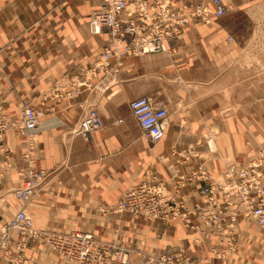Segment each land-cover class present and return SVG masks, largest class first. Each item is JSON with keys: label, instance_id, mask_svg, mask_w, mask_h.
<instances>
[{"label": "crops", "instance_id": "0c3cea01", "mask_svg": "<svg viewBox=\"0 0 264 264\" xmlns=\"http://www.w3.org/2000/svg\"><path fill=\"white\" fill-rule=\"evenodd\" d=\"M223 1L230 5L227 16L210 24L191 25L181 41L167 43L166 52L126 59L107 92L83 88L75 93L73 89L71 96L50 100L53 86L52 93L56 86H67L71 77L79 79L82 70L93 67L108 44L106 33L95 36L89 31L95 5L77 0H0V101L15 103L16 112L23 103L43 111L34 135L41 133L37 146L44 156L39 166H59L48 178L44 192L38 193L27 209L37 227L88 231L102 235V241L119 242L133 229L141 230V225L132 223L129 214H114L117 212L112 208L148 170L159 174L172 194L177 181L194 172L195 177L182 190L186 200L194 204L202 199L201 176L216 179L226 167L240 165L245 158L248 161L264 145V51L243 46L239 36L249 23H264V0ZM139 97H149L169 113L166 136L158 143L145 137L132 115L129 104ZM256 103H261L260 109L254 108ZM93 107L104 126L87 140L74 130L83 113ZM257 118L258 135L254 129ZM67 130L72 136L65 141ZM245 138L255 140V151L242 147ZM23 140L10 132L4 141L11 158L0 188L8 189L9 174L21 168L16 167V159L24 151ZM208 150L214 154L206 157ZM226 160L235 161L216 174L208 171L210 166L225 165ZM20 209L12 200L0 202V224ZM158 220L166 222H150ZM176 224L192 230L181 222L170 226ZM237 225L240 238L235 239L236 254L238 246L242 256L255 243L259 255L246 256L242 264H264V230L244 217ZM216 228L219 225L208 230L215 232ZM187 238L191 240L189 235ZM195 252L203 264L208 254ZM241 256L237 254L232 261L241 264L239 259L245 255ZM31 257L35 264H70L46 246L38 245Z\"/></svg>", "mask_w": 264, "mask_h": 264}, {"label": "built area", "instance_id": "2783aa9c", "mask_svg": "<svg viewBox=\"0 0 264 264\" xmlns=\"http://www.w3.org/2000/svg\"><path fill=\"white\" fill-rule=\"evenodd\" d=\"M98 2L90 16V32L93 35H108V44L103 48L101 59L89 69H83L80 78L72 85L74 92L96 83L94 90L107 92L115 82L117 66L125 57H142L167 51V43L181 41L191 25L212 23L216 18L226 16L230 9L223 0H85ZM212 4V5H211ZM212 17V20L210 19ZM120 65V63H119ZM49 99H61L65 91L58 87ZM73 93V92H72ZM132 115L140 125L145 137L151 143L164 139L169 125V113L159 108L149 97H139L129 104ZM20 119L10 121L0 115V150L5 151L0 159V180L7 175L4 169L10 166L11 153L5 150L4 139L8 132L25 137L23 155L26 169L22 170L26 180L23 185L8 192L16 198L22 208L8 220L2 221L0 228V262L4 264H33L26 256L27 250H35L40 245L58 252L70 264H199L196 257L186 249H174L168 253L152 254L138 251L117 243L102 241L96 235L84 231L59 232L44 230L36 226L25 207L33 197L42 192L48 184L49 175L38 169L32 158V140L40 125L41 116L29 105H25ZM80 130L75 135L84 138L104 126V121L96 108L89 109L80 118ZM264 151L248 166L234 170L230 167L223 176L225 188L220 179L201 176L205 183L201 186V201L188 206L179 195L167 193V185L146 175L113 206L117 211L126 210L132 216H149L152 219H168L176 216L186 222L192 230L202 232L205 237L212 234L210 227L228 223L231 228L237 221L236 208L239 203L250 210L256 223L264 227ZM240 185L243 190H237ZM184 184L176 187L182 188ZM234 193V194H233ZM213 207V208H211ZM199 212L200 222L194 223L192 214ZM248 218V217H246ZM219 223V224H217ZM139 257V259H133ZM139 260V261H137ZM197 262V263H196ZM207 264H211L208 263Z\"/></svg>", "mask_w": 264, "mask_h": 264}, {"label": "rangeland", "instance_id": "374dc122", "mask_svg": "<svg viewBox=\"0 0 264 264\" xmlns=\"http://www.w3.org/2000/svg\"><path fill=\"white\" fill-rule=\"evenodd\" d=\"M70 1L72 2L74 0H65V2H70ZM77 1H85V0H77ZM194 1L198 2L196 0H194ZM97 6H98L97 4L95 6H93L92 10L97 8ZM228 6L230 7V5H228ZM259 13H260V11L257 14L259 15ZM258 21L259 22H255V23L251 22V23H249L247 25V28L244 27L243 33H240L239 36L242 38L243 42L241 44L243 46H246V45L249 44V45H253V46L262 48V51H264V32H263L264 23L260 22V20H258ZM203 24H210V23H203ZM252 36H253V38H252ZM229 40H232V38H229ZM53 87L50 89L49 94L52 93ZM28 104L29 103L21 104L22 106L20 107V112H16V109L15 110L13 109L15 107V103H11L10 101H6V100L0 101V115L5 116V117L7 116L10 121H14V120L20 118L22 110H23V107L25 105H28ZM254 108L255 109H257V108L260 109L261 108V103H256ZM254 120H255L254 129H255V132H257V135H258V133L260 132L259 126L256 123V120H258V118L254 119ZM262 131L264 133V129H262ZM40 134L41 133L39 132L34 137V140H35L34 142L35 143H34V146H33L34 150L32 151L33 152L32 155H33V157H34V159H35V161L37 163V165H36L37 168L41 169V170H45L48 173L49 179H50L51 175H53L55 173V171H56L55 169L58 168L59 166L56 167V168H53V169L42 168V167L39 166V161L44 156V155H41V151H40L41 148H39L40 146H37V138L39 139V137L41 136ZM63 135H64V138H65V141H66L67 139L70 138V136H72L71 135V130H67ZM24 141L25 140H23L21 143H22L23 149L25 150L26 146H25V142ZM254 141H255L254 139L251 140L249 138H245V141L242 144V147H244L245 150H246V148H248L249 150H254L255 151V149H254V147H255ZM262 144H264V140H263ZM239 152L240 151H238V153H237L238 154L237 157H239V156L241 157V153L239 154ZM213 154H214V152H211L210 150H208L206 157H209L210 155H213ZM244 155L247 156V154H244ZM16 161H18L16 167H22L26 163L24 161L23 155L22 156L18 155ZM234 161L235 160H232L231 162L230 161L228 162L226 160V164L225 165H222L220 167L210 166L207 169L212 174H216L215 172H217L219 170H222L227 164H232ZM246 162L247 161H246V158H245V161L242 164H240V165L236 164V165H232V166L240 167V166H243ZM16 172L20 173L19 170H14L13 173L9 174V176H8V180L11 183V186L10 187L8 186V189L0 188V202L1 203L9 202L10 200H12L13 202L20 204L21 208H22V204L16 198H14L11 195L10 192H8L10 190V188L12 189L13 187H16V186H18L20 184V179L22 177L20 175H18ZM193 173H191L190 176H192ZM198 183H199V186H200L199 188H201V186H203L205 184L203 182V180H200V182H198ZM45 186L46 185H44L43 188ZM43 190L44 189H42V191ZM7 195L9 196V198H7ZM32 202L26 207V210L32 204ZM111 212H112V210H111ZM27 214H28V212H27ZM114 214H118V213H114ZM28 216L34 220V217H32L29 214H28ZM144 218H140V217H138V218H135V217L130 218L132 220V223H139L141 225V227H140L141 230L133 229L132 231H130V234H129V232L126 233L129 236L125 237L122 240H119V242L116 241L115 239H113L111 241L110 240L109 241L105 240V241H108V242H111V243L123 244V245H126L127 247H131L133 249H137L138 251L148 252V253H152V254L168 253V252L173 251L174 249H186V250H188L191 253L192 256L196 257V261H198L197 257H200V255H198L199 253L195 252V250L196 249L199 250V251L203 250V251L206 252L205 254H208L205 257H206V259L209 260V263H211V264H237V263H234L232 261V258L237 256V254L239 255V257L241 256L240 246H238L239 250L237 251V254H236V250H235L236 248L235 247L233 248V246L237 244L236 241L238 240V238H240L239 232H238V225L236 227H234V228H231L228 223H223L221 226L219 225V228L215 229L217 231H215V232L212 231V234H210L209 237L203 236L204 239L200 240V241L203 242L202 245L198 244L196 246V244H195L196 236L199 237L201 235L200 233H196L194 230H187L181 224H176L175 226L172 227V226H170V222L168 223L167 220H166L165 223L162 222V221H159V220L155 223V222H150L152 220L147 221L148 219L146 220V218L145 219ZM0 219H2V218H0ZM192 221H194V220H192ZM196 222H200L201 223V221L199 219L194 221V223H196ZM159 224L163 225L164 228H158L160 226ZM252 226L255 227V225H252ZM0 228H1V224H0ZM70 231H73V230H70ZM70 231H63V232H70ZM99 235L100 234L96 233V236L98 238L102 239V237H101L102 235H100V236ZM186 235L187 236L189 235L191 237L190 241H188V238H187ZM262 235H264V233ZM235 239H236V241H235ZM255 239L256 238L254 237V240ZM102 240H104V239H102ZM241 240L242 239H240V241ZM122 241H125V242H122ZM232 241H234V243ZM255 245L256 244L254 243V248L251 247V246H249L248 249L246 248V251L243 253V255H245V256L243 258H240L242 260L239 259V263L242 264V262L245 260V258H247L246 256L249 257V256H252V254L253 255L255 254V255L259 256L258 254L255 253V251H256ZM42 248H44V247H42ZM214 250L217 251V252H215ZM234 251H235V253H234ZM32 253H34V250H32V249L27 250L26 256L28 258L32 259V257H31ZM33 264H35L34 261H33Z\"/></svg>", "mask_w": 264, "mask_h": 264}, {"label": "bare ground", "instance_id": "6f19581e", "mask_svg": "<svg viewBox=\"0 0 264 264\" xmlns=\"http://www.w3.org/2000/svg\"><path fill=\"white\" fill-rule=\"evenodd\" d=\"M206 3H209L210 4V1L209 2H206ZM212 5V4H211ZM92 13H93V11H92ZM91 13V14H92ZM91 16V15H90ZM210 19L212 20V17H210ZM216 19H219V18H216ZM215 20V19H214ZM213 20V21H214ZM89 22H90V17H89V21H88V28H89V31H90V27H89ZM91 33V32H90ZM92 34V33H91ZM93 35V34H92ZM95 36H97V35H95ZM103 51L104 50H102V52L100 53V55L98 56V58H97V60H96V63L101 59V56H102V54H103ZM128 58H132V57H125L124 59H121L119 62H116L115 61V59H113L112 61H111V64H115L116 66H117V71L116 72H114L115 73V75H114V77H117V74L119 73V71H120V69H121V67L123 66V64H124V62H125V60L126 59H128ZM95 63V64H96ZM119 63H120V65H119ZM77 81V80H76ZM76 81H73V77H71L70 79H68V82H67V86H69L70 87V90L68 91V89H67V86H62V87H60V86H56L55 88H54V91H53V93H56V91H55V89L56 88H58V87H60V88H62L66 93V95H73V87L74 86H72ZM74 82V83H73ZM115 82H116V78H115ZM115 82L109 87V88H111L114 84H115ZM95 85H96V83H93L91 86H89L88 88L89 89H91L92 91H94V88H95ZM63 98V97H62ZM154 105H155V103H154ZM31 108H33L35 111H36V113L39 115V116H41V118H42V116H43V111H40V110H38V109H36V108H34L33 106H31V105H29ZM156 106V105H155ZM159 108H163V107H159ZM167 110V109H166ZM89 110H87V111H85L84 113H86V112H88ZM98 111V110H97ZM99 112V111H98ZM21 116H22V114H21ZM102 117V116H101ZM119 123H122L123 121L122 120H119L118 121ZM80 121L78 122V124H77V127H76V129L74 130V133L75 132H78L79 130H80ZM9 133L10 132H8V134L6 135V137H5V139H4V141L6 140V138L8 137V135H9ZM93 133V132H92ZM17 135V134H16ZM90 136H91V133L87 136V138H85V139H89L90 138ZM23 137V136H22ZM25 138V137H24ZM32 142V147L34 146V140H32L31 141ZM209 144H211V142H209ZM5 149V148H4ZM34 150V149H33ZM32 150V151H33ZM259 151H261V152H263L264 151V145H262V146H260V147H258L257 148V150L252 154V156L249 158V160L243 165V166H248L249 164H251V162L256 158V155L259 153ZM26 152V150H24L23 151V153L21 154V156L22 155H24V153ZM0 153H2V154H4V151H2V150H0ZM32 154H33V152H32ZM264 154V153H263ZM4 158V156L2 157H0V159H3ZM32 158L34 159V157H33V155H32ZM34 161H35V159H34ZM36 162V161H35ZM36 165H37V163H36ZM25 166V164L20 168V170H19V172L20 173H18L22 178H21V184L23 185V183H24V181L26 180V178H25V175H24V173H22V170L23 169H26L27 167H24ZM243 166H240V167H243ZM8 167H9V165H6V167L4 168L6 171H7V169H8ZM230 167H233V169L234 170H238V168H240V167H237V166H229V167H227L226 168V170L223 172V173H221L217 178H222V179H220V186L222 187V189H224L225 188V186H226V184H225V178H224V174L226 173V172H229V171H227ZM148 173H150V175H148ZM146 175H148L147 176V178L148 179H153V178H155V179H157V180H159V181H161L163 184H166L167 185V193H169V194H172L171 192H170V186L160 177V175L159 174H157L156 172H154V171H151V170H148L145 174H144V176H143V178L146 176ZM193 177H195L194 175H192V176H183V177H181L180 178V180H178L177 181V183L172 187V189L174 190V192L173 193H176L177 191H179L178 193H179V195L180 196H182L184 199H185V201H186V204L188 205V206H193V204H191V203H189L187 200H186V198L184 197V195L182 194V190L185 188V186H186V184L188 183V182H190L191 180H192V178ZM143 178H142V180H143ZM141 180V181H142ZM140 181V182H141ZM181 184H184V186L182 187V188H180V187H176V186H178V185H181ZM237 190H243V188L240 186V185H238V187H237ZM129 191V190H128ZM127 191V192H128ZM126 192V193H127ZM200 193H201V191H200ZM234 194V193H233ZM36 197V196H35ZM35 197H33V199L35 198ZM33 199H32V201H33ZM202 200V199H201ZM31 201V202H32ZM30 202V203H31ZM29 203V204H30ZM28 204V205H29ZM27 205V206H28ZM26 206V207H27ZM26 207H25V209H26ZM211 208H213V207H211ZM115 212H117V213H121V214H123V213H126V214H129V215H131L130 213H128L126 210H124V211H122V212H119V211H117V209H116V207L113 209ZM236 212H237V216H238V218H237V221L235 222V221H233V223H235V226L234 227H236V225H237V223H238V221H239V219L240 218H242V217H244V218H246V217H248V218H246V219H248V220H251V221H253L258 227H260L257 223H256V221H255V219L250 215V210L248 209V208H246L244 205H242L241 203H239L238 204V206H237V208H236ZM26 213H27V210H26ZM28 215V214H27ZM132 216V215H131ZM133 217H135V216H133ZM136 217H138V216H136ZM141 217H145L146 219H148V220H157V219H152V218H150L149 216H146V215H143V216H141ZM192 217H194V218H199V212L198 211H196V212H194L193 214H192ZM193 218V219H194ZM165 220H167L168 222H170V223H176V222H181V223H183L186 227H189V226H187V224H186V222L185 221H183V220H177V217L176 216H168V219H165ZM217 224H219V223H217ZM222 225V224H221ZM215 226H217V225H215ZM212 227H214V226H212ZM212 227H210V228H212ZM233 227V228H234ZM190 228V227H189ZM261 228V227H260ZM262 230H264V227H262L261 228ZM44 230H50V229H44ZM51 231H55V230H51ZM79 231H81V230H79ZM60 232V231H59ZM84 232H88V231H84ZM196 232V231H195ZM89 233H91V232H89ZM197 233H200L201 234V236L200 237H196V243L197 244H201V243H203L202 241H200V240H202V239H204L203 238V236H205L202 232H197ZM93 234V233H92ZM233 243H234V241H232ZM121 246H124V245H121ZM126 247V246H125ZM48 248V247H47ZM233 248H234V246H233ZM49 249V248H48ZM50 250V249H49ZM52 251V250H51ZM215 251V250H214ZM55 252V251H54ZM215 252H217V251H215ZM58 253V252H57ZM59 254V253H58ZM60 255V254H59ZM61 256V255H60ZM62 257V256H61ZM63 258V257H62ZM134 258V257H133ZM136 258H138L139 259V257H136ZM64 259V258H63ZM67 261V260H66ZM208 263V259H204V261H203V264H207ZM138 264H140V262L138 263Z\"/></svg>", "mask_w": 264, "mask_h": 264}]
</instances>
